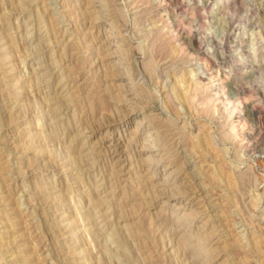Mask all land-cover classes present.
I'll return each instance as SVG.
<instances>
[{
    "label": "rangeland",
    "instance_id": "rangeland-1",
    "mask_svg": "<svg viewBox=\"0 0 264 264\" xmlns=\"http://www.w3.org/2000/svg\"><path fill=\"white\" fill-rule=\"evenodd\" d=\"M262 116L264 0H0V264H264Z\"/></svg>",
    "mask_w": 264,
    "mask_h": 264
},
{
    "label": "bare ground",
    "instance_id": "bare-ground-1",
    "mask_svg": "<svg viewBox=\"0 0 264 264\" xmlns=\"http://www.w3.org/2000/svg\"><path fill=\"white\" fill-rule=\"evenodd\" d=\"M128 87V86H127ZM127 102V101H126ZM259 113V112H258ZM262 117H264V116H262ZM262 119V118H261Z\"/></svg>",
    "mask_w": 264,
    "mask_h": 264
}]
</instances>
